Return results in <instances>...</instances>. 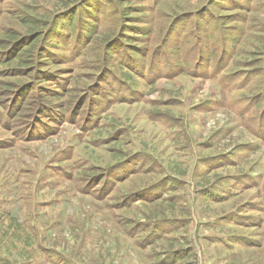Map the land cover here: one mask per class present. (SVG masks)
Masks as SVG:
<instances>
[{
    "label": "rangeland",
    "instance_id": "obj_1",
    "mask_svg": "<svg viewBox=\"0 0 264 264\" xmlns=\"http://www.w3.org/2000/svg\"><path fill=\"white\" fill-rule=\"evenodd\" d=\"M0 264H264V0H0Z\"/></svg>",
    "mask_w": 264,
    "mask_h": 264
},
{
    "label": "bare ground",
    "instance_id": "obj_2",
    "mask_svg": "<svg viewBox=\"0 0 264 264\" xmlns=\"http://www.w3.org/2000/svg\"><path fill=\"white\" fill-rule=\"evenodd\" d=\"M117 92V91H116Z\"/></svg>",
    "mask_w": 264,
    "mask_h": 264
},
{
    "label": "trees",
    "instance_id": "obj_3",
    "mask_svg": "<svg viewBox=\"0 0 264 264\" xmlns=\"http://www.w3.org/2000/svg\"><path fill=\"white\" fill-rule=\"evenodd\" d=\"M73 114V113H72Z\"/></svg>",
    "mask_w": 264,
    "mask_h": 264
}]
</instances>
